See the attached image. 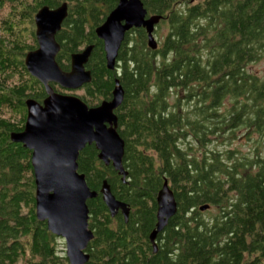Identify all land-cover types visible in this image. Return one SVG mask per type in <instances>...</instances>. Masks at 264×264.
<instances>
[{"label":"trees","instance_id":"1","mask_svg":"<svg viewBox=\"0 0 264 264\" xmlns=\"http://www.w3.org/2000/svg\"><path fill=\"white\" fill-rule=\"evenodd\" d=\"M64 1L56 61L69 70L71 54L92 45L91 80L71 91L50 83L54 91L92 107L111 98L116 80L124 90L114 112L125 177L98 159L94 144L77 158L97 193L86 202L93 237L84 264H264V77L246 69L264 57V0H141L161 16L153 35L166 32L152 49L143 27L126 31L113 69L95 28L118 0H0V264H70L35 215L31 150L10 137L24 127L26 99L46 97L24 63L37 47L34 15ZM239 126L259 134L247 152L207 147L210 136ZM103 180L129 206L127 221L109 213ZM165 180L177 211L154 251L149 234Z\"/></svg>","mask_w":264,"mask_h":264},{"label":"water","instance_id":"2","mask_svg":"<svg viewBox=\"0 0 264 264\" xmlns=\"http://www.w3.org/2000/svg\"><path fill=\"white\" fill-rule=\"evenodd\" d=\"M68 13L67 2L51 8L43 5L34 15L37 47L26 53L24 63L30 75L44 87L42 102L25 101L26 119L19 132L10 134L11 140L21 142L31 150V165L35 184V215L45 221L47 229L64 239L65 255L70 264H84L89 259L85 251L93 232L88 228L89 209L86 201L97 195L78 171L79 151L94 144L98 159L112 167L124 178L122 165L124 141L117 131L115 109L121 104L124 90L115 81L109 100L88 106L78 96L54 91L50 83L66 90L79 89L91 80L85 65L92 45L70 56V68L64 70L56 61L60 49L55 34ZM157 14L148 15L141 0H118L105 20L95 28L103 42L106 65L113 69L125 32L143 27L150 48L157 47L153 32L160 21ZM100 194L111 216L120 211L127 221L129 206L111 192L103 180ZM208 205H202L204 210ZM177 211L176 201L167 181L157 195L156 222L149 240L156 251L155 239Z\"/></svg>","mask_w":264,"mask_h":264},{"label":"rangeland","instance_id":"3","mask_svg":"<svg viewBox=\"0 0 264 264\" xmlns=\"http://www.w3.org/2000/svg\"><path fill=\"white\" fill-rule=\"evenodd\" d=\"M158 32H159L158 34H154V38L157 42H159L158 35L164 34L166 32V28L162 27L160 31ZM246 69L248 70L249 73H254L260 78H263L264 77V57L258 59L255 62L248 64ZM178 92L181 93V90H179ZM230 100L231 99L229 97V100L225 99L223 101L225 102V105H222L220 107L221 109L220 112H225V110L230 106V103H231ZM172 101L173 99L172 97H170V102L172 103ZM183 104L185 105V108L188 106L186 102ZM258 137H259V134L257 132L251 131V128L247 126H239L236 128L233 135L229 130H225V132H223L222 135L210 136V141L208 142L207 147L210 149H218L220 151L225 150V149L238 148L241 152H247L252 144V141L254 139H257ZM186 141L191 142L190 144L194 146L195 141H193V139L189 138ZM263 144H264V141H263ZM211 210L213 211V208H211ZM203 215H207V214H203ZM59 246L60 248L65 250L64 239L60 238Z\"/></svg>","mask_w":264,"mask_h":264},{"label":"flooded vegetation","instance_id":"4","mask_svg":"<svg viewBox=\"0 0 264 264\" xmlns=\"http://www.w3.org/2000/svg\"><path fill=\"white\" fill-rule=\"evenodd\" d=\"M60 87V86H59ZM63 89V88H62ZM64 90H66V89H64ZM76 90V89H75ZM69 91H71V90H69ZM65 94V93H64ZM74 95V94H73ZM111 164V163H110ZM87 184V183H86ZM87 202V201H86ZM118 213H120V211H118ZM115 216V215H114Z\"/></svg>","mask_w":264,"mask_h":264}]
</instances>
